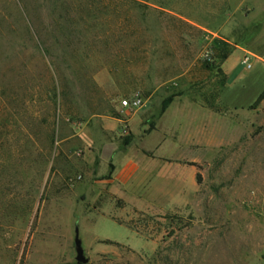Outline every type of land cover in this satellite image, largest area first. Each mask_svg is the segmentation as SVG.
Returning a JSON list of instances; mask_svg holds the SVG:
<instances>
[{
    "label": "rangeland",
    "instance_id": "1",
    "mask_svg": "<svg viewBox=\"0 0 264 264\" xmlns=\"http://www.w3.org/2000/svg\"><path fill=\"white\" fill-rule=\"evenodd\" d=\"M154 1L0 0V264H264V0Z\"/></svg>",
    "mask_w": 264,
    "mask_h": 264
},
{
    "label": "trees",
    "instance_id": "2",
    "mask_svg": "<svg viewBox=\"0 0 264 264\" xmlns=\"http://www.w3.org/2000/svg\"><path fill=\"white\" fill-rule=\"evenodd\" d=\"M121 2L127 3L130 7H133V8L148 7V6H162V3L154 1V0H121ZM172 96L173 95H169L162 100L161 111H163L165 107L167 106V104L171 101ZM263 98H264V89L259 93L257 98L253 101V103L251 104V108H255L261 102Z\"/></svg>",
    "mask_w": 264,
    "mask_h": 264
},
{
    "label": "water",
    "instance_id": "3",
    "mask_svg": "<svg viewBox=\"0 0 264 264\" xmlns=\"http://www.w3.org/2000/svg\"><path fill=\"white\" fill-rule=\"evenodd\" d=\"M74 246H75V259L78 263H85L87 261V258L83 254V249L81 246V239L79 237V231L78 226L75 225L74 227Z\"/></svg>",
    "mask_w": 264,
    "mask_h": 264
},
{
    "label": "built area",
    "instance_id": "4",
    "mask_svg": "<svg viewBox=\"0 0 264 264\" xmlns=\"http://www.w3.org/2000/svg\"><path fill=\"white\" fill-rule=\"evenodd\" d=\"M242 63L248 68L250 67V62L247 56H244L242 59ZM141 97L138 95H134L130 98L123 99L122 104L129 108H134L140 105Z\"/></svg>",
    "mask_w": 264,
    "mask_h": 264
},
{
    "label": "crops",
    "instance_id": "5",
    "mask_svg": "<svg viewBox=\"0 0 264 264\" xmlns=\"http://www.w3.org/2000/svg\"><path fill=\"white\" fill-rule=\"evenodd\" d=\"M254 10H255V9H254ZM255 11L258 12V7H257V9H256ZM225 40L228 41V42H232V40L229 39V38H226ZM235 49H240L243 53L249 51V52H251L254 56H257V55L254 54V52L252 51L251 48H245V47H243V46H240L238 43L235 44ZM257 57H258V56H257ZM226 59H227V57L223 60V62H224ZM223 62H222V64H223ZM222 66H223V65H222Z\"/></svg>",
    "mask_w": 264,
    "mask_h": 264
}]
</instances>
